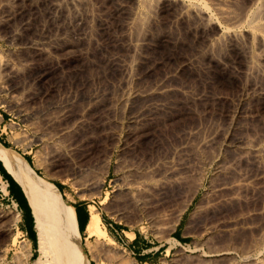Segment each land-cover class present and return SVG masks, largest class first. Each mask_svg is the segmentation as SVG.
I'll return each instance as SVG.
<instances>
[{
  "label": "rangeland",
  "instance_id": "374dc122",
  "mask_svg": "<svg viewBox=\"0 0 264 264\" xmlns=\"http://www.w3.org/2000/svg\"><path fill=\"white\" fill-rule=\"evenodd\" d=\"M254 1L163 0L148 11L137 0H0V64L9 65L0 68V147L72 209L87 264H223L214 255L226 248L237 263L242 254L264 256V163L243 156L240 142L227 145L229 134L264 145V95L252 96L232 124L246 90L264 86V69L245 70L257 59L264 65V48L243 24L245 56L214 37L228 23L221 12L240 19ZM182 3H205L218 43L177 16ZM157 85L169 91L153 103L169 106L133 120L137 110L120 105L128 88ZM12 200L0 180V264H35L37 245ZM83 202L92 206L85 239L73 207ZM143 243L154 247L151 258L139 254Z\"/></svg>",
  "mask_w": 264,
  "mask_h": 264
},
{
  "label": "bare ground",
  "instance_id": "6f19581e",
  "mask_svg": "<svg viewBox=\"0 0 264 264\" xmlns=\"http://www.w3.org/2000/svg\"><path fill=\"white\" fill-rule=\"evenodd\" d=\"M162 1L163 0H137V4L139 6H142L144 9H147L148 11L149 10L155 11L156 9L153 10L155 8V6L159 5L160 6V7L158 6L159 8L162 7V5H161V4H163ZM258 1L259 0H257L256 2H258ZM256 2L254 1V3H251L250 5L247 6V8H245L246 10L244 11V13H242V18H240L242 20L239 19V17H241V16L236 17V15L235 16L232 15L231 12H230L231 14L227 13L226 14L227 16H225V13H224V16H223L222 12H221L222 9H220L221 10L220 12L222 15L221 16L219 14L220 18L223 17L224 19H226L224 21H227L228 23L226 24L224 22L226 25L224 24V26H221V28L218 26L219 31L216 34V36H214V37H215V39H217L219 41V43L217 40L214 39V37L212 38L213 34L210 35L212 33L211 28H212V26H214V23H216L217 20H215L213 18L214 16L212 17V15H211L212 11L211 12L208 11L209 8H207L206 5H204L205 3L204 4H202V3L198 4L197 6L196 5L195 6H188L187 4L185 5L184 3H182V5L179 6L178 9L177 8L176 9H177V13H178L177 16L178 17L184 16V17H187L189 19H193L197 22V26L196 25L194 26L193 23L192 24H193L194 28L196 27L195 30L200 32V35L203 37V40L208 39L209 41H211L214 39L215 42L217 41L216 43H218V44H220V41H221L223 43V45H225L227 48H229V49L235 48L241 54L244 55L245 52L243 49V45H242V47L240 46L241 45L240 43L243 40L239 41V38H241L240 36H242L241 35L242 30L244 28L241 29L240 24L247 26L246 27V28H248L247 29V35L250 38V40H251V38L252 39L257 38L258 40L255 39V41L260 42L264 48V16L261 15L262 14V12L260 10L261 8L259 9V11L258 10L256 11V9L259 8L263 2L261 4L258 2L259 6L255 7L257 4ZM135 4H136V2H135ZM254 4H255V6H254ZM252 6H254V8ZM261 6L263 7V5H261ZM262 9L264 10V7ZM139 12H140V10L138 11V14H139ZM141 14L142 13H140V16H142ZM140 16H138V17H140ZM145 17H147V16H145ZM149 17H151V16H148V18ZM136 18L137 17H135V20H136ZM237 18H238L239 23L234 24L237 22V20H235ZM137 19H138V21H135V22H137L135 24V26L137 25V27L139 26V27L143 28L145 26L144 18L142 17V18H137ZM133 26H134V24H133ZM130 27H131V25H130ZM208 36H209V38H208ZM141 44L142 43L140 42V40L137 39V40H134V42H133V44H131V46L133 45V48L138 50V49H140ZM206 44H208V43H206ZM142 47H143V45H142ZM223 51H225V50H223ZM262 52H263V50H262ZM226 54H228V53H226ZM262 54H261V56H262ZM218 55H219V57L217 59L220 62V64L227 65L226 55H224V53H221V54L219 53ZM259 58H262V57H259ZM254 60H256V59H254ZM140 61H141V59H140ZM231 61H234V60L232 59ZM257 61H259V59H257ZM132 62H134V61H132ZM256 62L252 63V61H251L252 64L250 63L251 64L250 66H248V67L246 66L247 67L245 69L246 73H248L249 75H257L258 73L262 72V70L264 69V65L263 64L261 65L260 62H257V63ZM117 64L120 65V63H117ZM4 65L7 66L8 63L4 62V64H0V68L2 69V67ZM132 65H133V63H132ZM229 65H230V63H229ZM121 66L123 67V65H121ZM135 66H136V64H135ZM230 66L232 67V64ZM112 67H114V66H112ZM124 67L127 70L129 68L128 65H124ZM148 67H149V65H148ZM148 67H147V69H148ZM261 80H262V78H261ZM0 84H1V79H0ZM255 84H257V82ZM128 89L129 90L125 93V95L121 99L120 105H122V107L125 109L127 108L128 110H134V111L137 110L138 111V112L136 111V114L133 117H131L133 120L137 119L139 117V115H142L141 113L148 112V113L152 114L153 112H155L159 109H162L165 111L164 108H166L168 105L166 102H157V103L155 102V103H153V100L158 101L156 99L157 96L164 95V93L169 91V89H167V87L164 85H160V86L157 85V87L155 86L154 88L149 87L146 90L140 89V91H137V89L136 88L134 89V87H132V89H131V86ZM255 95L256 96H263L264 95V86L262 83H258V85H256L255 88H249V90H246V92L241 96V99L237 103L236 108L234 110V115L232 116V124H236L240 120V118L242 117V114L244 113V106H245L246 102L248 100H250V98L252 96H255ZM194 97H192V98H194ZM140 108H141V111H139ZM84 123H85V121H83V120H79L78 124L76 122L77 125H81V126ZM87 124H89V123H87ZM70 131H71V129L70 130L69 129L64 130V131H62V134L66 133V137H68L71 134ZM78 142H82V141L80 140ZM238 142L242 143V147H241L242 150L239 147L238 148L243 152V153H241L243 156H246L249 158L252 157L253 161H256L257 163L258 162L264 163V160H263V158H264V145H263V143L261 144V143H259V141H258V143L257 142L255 143L254 141L249 142L248 140L246 141L243 138H240L238 136H234V135H230V134L228 135V144L226 143L229 146L228 148H230V147L232 149L235 148L237 146L236 143H238ZM261 142H263V141L261 140ZM207 144H208V141L203 140V143H201L200 145L207 146ZM77 147H79V146H77ZM75 149H77V148H75ZM233 150H235V149H233ZM233 150H230V151L233 153ZM237 152H240V151H236L235 154ZM237 155H239V154L237 153L234 157H236ZM0 160L2 162L6 163L8 165V167L10 166L13 169H15L23 178H25L28 181V187L30 190V197H31L32 204L34 206L33 214H34V225H35V233H36V245H37V251L39 254V256L35 260V264H58V261L62 262L63 264H87V259L84 255L82 249L77 246L76 222H75V217H74L73 211L70 207H67L66 205H64V204L60 203V201H58L57 190L55 189V187L53 185H50L46 182H43V181L35 178L23 164L19 163L11 154H9L2 147H0ZM233 160H234V158H233ZM247 161H248V159H247ZM233 163H235V162H233ZM263 170H264V168H263ZM136 182L138 183V181H136ZM139 182H141V181H139ZM127 183L125 185H127V187H128L129 185ZM97 184L98 183L96 182L95 185H97ZM131 184L133 185V183H131ZM142 185H145V184H142ZM142 187L143 186H141V188ZM147 187H148V185H147ZM132 188L134 189V191L135 190L139 191L140 186L134 185ZM130 190H131V188H130ZM125 191H128V190L126 189ZM135 192H137V191H135ZM17 219H18V215H15L13 217V220L16 221ZM233 251H235V250H233L231 248H226V249L222 250L220 253L217 252L216 254L215 253H213V254H215L214 256H218V258H215V260H218L217 262L222 261L223 264H264V256H262V257L259 256V258H258V255H257V257H253L247 253L242 254V257L240 258V260L238 259L239 262L237 263L236 262L237 260L235 261L233 258V255H234Z\"/></svg>",
  "mask_w": 264,
  "mask_h": 264
},
{
  "label": "crops",
  "instance_id": "0c3cea01",
  "mask_svg": "<svg viewBox=\"0 0 264 264\" xmlns=\"http://www.w3.org/2000/svg\"><path fill=\"white\" fill-rule=\"evenodd\" d=\"M0 176L4 180H6V182L8 184V186H7L8 194H9L8 188H9V185H11V187L14 190V194H15V197L17 198V200L21 202V200H20V197H21V199L24 201L25 204H29V208H30L31 207L30 206V203H31V201H30V190H29L25 180L16 171L12 170L10 167H8L2 161H0ZM4 176H5V178H4ZM10 197L12 198V196H10ZM91 207H92L91 205H88L85 202L75 204V207H74L78 230H79L80 235L84 239L86 236L85 231H86L88 222L90 220ZM30 213H31V210H30ZM28 214H29V212H28ZM31 216L29 214L30 222H31ZM24 217H25V212L22 211L23 225L27 229L28 224H27V222L24 221ZM32 222H33V220H32ZM33 228H34V226H33ZM131 241L132 240H130L129 242H131ZM142 246L143 247H140V253L139 254L143 255L144 258H151V255H152L151 250L154 247H150L145 243H143ZM132 247H134V246L132 245Z\"/></svg>",
  "mask_w": 264,
  "mask_h": 264
},
{
  "label": "trees",
  "instance_id": "16d2710c",
  "mask_svg": "<svg viewBox=\"0 0 264 264\" xmlns=\"http://www.w3.org/2000/svg\"><path fill=\"white\" fill-rule=\"evenodd\" d=\"M0 142L4 145V146H7L3 141H1L0 140ZM26 160H27V162L31 165V162H30V160H29V158H27L26 156H23ZM4 178H5V176H4ZM7 179V178H6ZM52 183L59 189V191H61V185L60 184H57V183H55V182H53L52 181ZM9 194H10V196H12V198L16 201V203L18 204V206L21 208V210L23 211V212H25L24 211V209H23V207H22V205H21V202L20 201H18L17 200V198L15 197V194H14V190H13V188L11 187V185H9ZM28 202V201H27ZM26 207H27V212H29V214H30V216H31V213H30V208H29V204H26ZM73 207H75V205H73ZM31 228H32V233H30V231L28 230V227H27V229L25 228V230H26V232H27V234H28V236H29V238H30V240H31V242H32V244H33V246L34 247H36V237H35V231H34V229H33V226H32V216H31Z\"/></svg>",
  "mask_w": 264,
  "mask_h": 264
},
{
  "label": "built area",
  "instance_id": "2783aa9c",
  "mask_svg": "<svg viewBox=\"0 0 264 264\" xmlns=\"http://www.w3.org/2000/svg\"><path fill=\"white\" fill-rule=\"evenodd\" d=\"M0 180H1L3 183H5V186H6V189H7L8 184H7L6 180H4L1 176H0ZM12 202H13V200H12ZM13 203H14V202H13ZM14 205L17 206V203H14Z\"/></svg>",
  "mask_w": 264,
  "mask_h": 264
},
{
  "label": "water",
  "instance_id": "95a60500",
  "mask_svg": "<svg viewBox=\"0 0 264 264\" xmlns=\"http://www.w3.org/2000/svg\"><path fill=\"white\" fill-rule=\"evenodd\" d=\"M20 186V185H19Z\"/></svg>",
  "mask_w": 264,
  "mask_h": 264
}]
</instances>
